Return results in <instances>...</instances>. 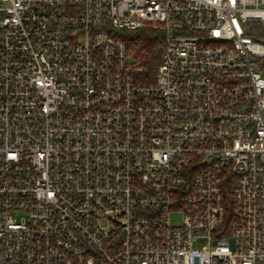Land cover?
<instances>
[{
    "label": "built area",
    "instance_id": "built-area-1",
    "mask_svg": "<svg viewBox=\"0 0 264 264\" xmlns=\"http://www.w3.org/2000/svg\"><path fill=\"white\" fill-rule=\"evenodd\" d=\"M263 23L264 0H0V264H264ZM122 29L162 32L150 82Z\"/></svg>",
    "mask_w": 264,
    "mask_h": 264
},
{
    "label": "trees",
    "instance_id": "trees-1",
    "mask_svg": "<svg viewBox=\"0 0 264 264\" xmlns=\"http://www.w3.org/2000/svg\"><path fill=\"white\" fill-rule=\"evenodd\" d=\"M253 39L264 42V23L254 24L249 31ZM118 35L128 45L130 52L136 57L138 64L142 67V78L150 82L155 74L156 68L161 62V50L163 45V34L159 30H119ZM264 70V59L262 60Z\"/></svg>",
    "mask_w": 264,
    "mask_h": 264
},
{
    "label": "rangeland",
    "instance_id": "rangeland-1",
    "mask_svg": "<svg viewBox=\"0 0 264 264\" xmlns=\"http://www.w3.org/2000/svg\"><path fill=\"white\" fill-rule=\"evenodd\" d=\"M171 218H172V220H173L174 222H178V221H180V219H181V215H180V214H172V215H171Z\"/></svg>",
    "mask_w": 264,
    "mask_h": 264
}]
</instances>
